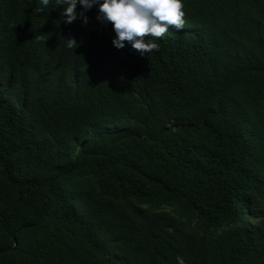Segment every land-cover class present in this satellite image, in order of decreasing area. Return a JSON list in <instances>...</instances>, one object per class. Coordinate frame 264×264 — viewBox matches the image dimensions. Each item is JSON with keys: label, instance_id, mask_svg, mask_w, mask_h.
Masks as SVG:
<instances>
[{"label": "trees", "instance_id": "obj_1", "mask_svg": "<svg viewBox=\"0 0 264 264\" xmlns=\"http://www.w3.org/2000/svg\"><path fill=\"white\" fill-rule=\"evenodd\" d=\"M62 8L0 0V264H264V0L143 56Z\"/></svg>", "mask_w": 264, "mask_h": 264}, {"label": "clouds", "instance_id": "obj_2", "mask_svg": "<svg viewBox=\"0 0 264 264\" xmlns=\"http://www.w3.org/2000/svg\"><path fill=\"white\" fill-rule=\"evenodd\" d=\"M40 2L46 8L51 0ZM58 3L63 5L61 14L65 23L80 18L85 25L89 19L85 13L96 6V19L110 22L114 30L112 44L119 49L128 42L142 56L160 48L156 38H163L170 26L180 30L186 24L184 0H58ZM64 41L73 50L79 43L74 37ZM176 260L178 264H187L183 256L178 255Z\"/></svg>", "mask_w": 264, "mask_h": 264}]
</instances>
